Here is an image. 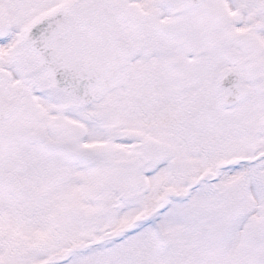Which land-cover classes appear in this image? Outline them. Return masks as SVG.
Returning a JSON list of instances; mask_svg holds the SVG:
<instances>
[{"label": "snow or ice", "instance_id": "1", "mask_svg": "<svg viewBox=\"0 0 264 264\" xmlns=\"http://www.w3.org/2000/svg\"><path fill=\"white\" fill-rule=\"evenodd\" d=\"M0 264H264V0H0Z\"/></svg>", "mask_w": 264, "mask_h": 264}]
</instances>
